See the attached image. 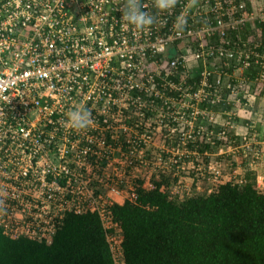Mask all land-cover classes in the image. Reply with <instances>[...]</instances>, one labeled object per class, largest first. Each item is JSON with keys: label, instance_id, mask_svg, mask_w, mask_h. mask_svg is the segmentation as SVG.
<instances>
[{"label": "built area", "instance_id": "1", "mask_svg": "<svg viewBox=\"0 0 264 264\" xmlns=\"http://www.w3.org/2000/svg\"><path fill=\"white\" fill-rule=\"evenodd\" d=\"M125 2L0 0V228L51 244L68 214L98 213L116 264L125 259L113 195L135 201L153 188L143 171L216 180L203 161L212 150L258 158L234 133L237 112L217 109L248 111L264 85V9L176 0L161 11L140 0L154 23L137 28L121 18ZM78 109L86 128L67 123Z\"/></svg>", "mask_w": 264, "mask_h": 264}, {"label": "trees", "instance_id": "2", "mask_svg": "<svg viewBox=\"0 0 264 264\" xmlns=\"http://www.w3.org/2000/svg\"><path fill=\"white\" fill-rule=\"evenodd\" d=\"M168 178L139 187L135 201L111 205L123 230L125 264H264V190L253 170L242 183L222 182L181 201L163 189ZM0 264L116 262L99 214L86 212L68 214L51 244L14 239L0 228Z\"/></svg>", "mask_w": 264, "mask_h": 264}, {"label": "crops", "instance_id": "3", "mask_svg": "<svg viewBox=\"0 0 264 264\" xmlns=\"http://www.w3.org/2000/svg\"><path fill=\"white\" fill-rule=\"evenodd\" d=\"M248 2L250 4L251 3L254 4V6L256 7L264 6V0H248ZM253 88L255 89L254 93L256 94V98L253 100L252 103L250 102L248 111H244L243 109L240 110L239 105L234 107L233 103L221 105L217 110L223 112H229L234 110L235 112H237V115H235L234 117L235 120L234 133L239 134L242 137L247 135V137L251 138L250 140L254 142L253 145H256L255 148H257L261 153L258 158L257 157L255 158V156H253L252 163L249 161L251 166L244 161L240 163L234 161L233 164V172H235L234 176L239 178L236 180V183L244 182L248 170H253L256 175V180L259 188L261 190H264V85L257 84L253 86ZM212 152L214 156L218 153V149L212 150ZM223 157L224 156H220V159L223 160ZM233 157L238 158V160H240V157L239 156L237 157L236 154H233ZM220 159H217L218 161L216 160V163H221ZM211 165L215 166L216 164L215 162H213L207 165V167L210 168ZM156 171L158 173L155 172L156 173L155 175L153 170L143 171V175L147 176V179H138V180L144 182L146 186L150 187L151 184L154 183V180H158L163 177L162 172H166L168 170H156ZM203 174L204 173L199 172L198 169L182 172L181 174H179V178L173 179V181L175 182V183L173 182V185H176L177 180H180L183 183H185L189 187V189L192 188V190L194 191L197 189H201V185L199 183L201 181L200 176L206 177L208 175V174L206 175ZM166 176L167 175H165V177ZM232 179H233L232 177H229V175H227L226 180L224 182H229ZM210 184L211 182H208V186ZM201 190L203 191V189ZM212 190L214 189L209 188L208 192H211ZM126 197H127L126 194L113 195V200L117 203L122 204L126 201L127 199ZM188 197L180 196L181 199H185Z\"/></svg>", "mask_w": 264, "mask_h": 264}, {"label": "rangeland", "instance_id": "4", "mask_svg": "<svg viewBox=\"0 0 264 264\" xmlns=\"http://www.w3.org/2000/svg\"><path fill=\"white\" fill-rule=\"evenodd\" d=\"M174 54H175V51H172L171 50V51L168 52L169 57H173ZM231 149H233V150H231ZM239 150L240 151L236 150L235 148L225 147L224 148V151L222 153L218 151V153L216 155H214L213 157L212 156L211 157H207L206 159L203 158V161H205V162H206V160H207V162H215V164L217 166V169L220 172L219 178L216 179V180L213 179L214 174L209 173V170H208V175L206 177L205 176L204 177L203 176H200L201 177L200 178L201 181L199 183H200L201 189H203V191L201 189H197V190L194 191V190H192V188H190V190H188L189 187L185 183H182V184H184L186 186L185 189L182 190V191H177V189H175V185H173V182H174L173 179L175 178V176L173 175V173L170 172V171L162 172V175H167L170 178V179L168 178L169 179V184L167 186L168 193L170 194V196L172 198L181 201L182 199L180 198V196H182V197H184V196L185 197H188V196H192V195H201V194H208V193H210V192H208L209 188L215 189V187L219 183H222V182H224L226 180V176L227 175H229V177H232L233 178L231 181L236 182V180L239 179V178L234 176L235 175V172H233V164H234V161H237L239 163L244 161V162H246L247 164L250 165V162L252 163V159H253V152L252 151H249V150L247 151V147H246V151H243L244 148H240ZM233 154H236L237 157L239 156L240 157V160H238V158H234L233 157ZM220 156H224L223 157V160L220 159ZM217 159H220V162L221 163H216V160ZM215 168H216L215 166H212L210 171L213 172V170ZM199 172L202 173V171H199ZM155 174L156 173L154 172V175ZM139 177H142V176L136 175L135 179H137ZM208 182H211V184L209 186H208Z\"/></svg>", "mask_w": 264, "mask_h": 264}, {"label": "clouds", "instance_id": "5", "mask_svg": "<svg viewBox=\"0 0 264 264\" xmlns=\"http://www.w3.org/2000/svg\"><path fill=\"white\" fill-rule=\"evenodd\" d=\"M176 0H155V6L161 11L170 10ZM122 20L137 28H144L154 23V17L143 10L140 0H126L122 8ZM89 113L84 110H75L68 113V125L75 129L86 128L90 123Z\"/></svg>", "mask_w": 264, "mask_h": 264}]
</instances>
